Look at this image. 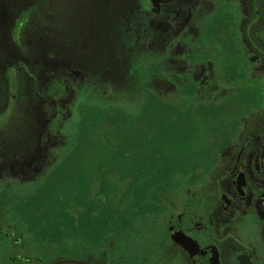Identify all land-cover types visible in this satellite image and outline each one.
I'll list each match as a JSON object with an SVG mask.
<instances>
[{"label": "flooded vegetation", "instance_id": "obj_1", "mask_svg": "<svg viewBox=\"0 0 264 264\" xmlns=\"http://www.w3.org/2000/svg\"><path fill=\"white\" fill-rule=\"evenodd\" d=\"M219 3L232 7L238 17L237 30L232 28L239 34L235 46H225L233 45L229 36L234 31L230 35L229 28L223 46L204 38L202 18ZM115 4L120 29L130 30L129 37L120 38L116 51L126 53L123 69L130 67L128 58L134 52L165 51L164 71L152 67L151 87L168 90L179 80L185 96L208 104L217 114L234 113L229 139L215 149L207 170L177 192H161L155 204L109 200L110 204L97 205L93 200L81 214L83 221L70 211L71 221L59 222L61 227L58 222H32L14 194L0 192V264H264V0H118ZM38 9L0 0L3 182L32 178L41 164L49 162L52 148L63 142L59 128L76 92L81 87L89 90L91 80H97L89 73L86 79L75 74L71 79L59 77L64 57L53 46L43 49L42 65L35 72L22 55L11 58V40L25 51L23 37ZM50 29L55 32L58 27ZM69 61L67 56L66 66L73 65ZM18 66L30 80L37 129L32 146L9 154V142L26 135V112L9 100ZM96 213L99 220L93 219Z\"/></svg>", "mask_w": 264, "mask_h": 264}, {"label": "rangeland", "instance_id": "obj_2", "mask_svg": "<svg viewBox=\"0 0 264 264\" xmlns=\"http://www.w3.org/2000/svg\"><path fill=\"white\" fill-rule=\"evenodd\" d=\"M8 1L39 7L23 37L25 51L11 40V58L22 55L35 72L42 65L43 49L53 46L64 57L59 77L97 76L89 90L81 87L76 92L70 115L59 128L63 142L52 148L49 162L27 180H0V192L14 194L32 222H58L61 227L59 222L71 221L70 211L83 221L81 214L93 200L97 205L116 200L123 205L155 204L158 194L177 192L209 168L215 149L229 139L236 115L217 114L208 104L185 96L179 80L168 90L152 88V67L163 73L165 51L134 52L128 58L130 67L123 69L122 54L126 53L116 51L118 41L129 37L130 30L120 29L115 16L118 0ZM234 12L219 3L202 18L204 38L212 40L210 44L226 43V29L231 35L232 28H237ZM228 22L229 27L225 26ZM54 26L58 31L50 29ZM236 30L229 36L233 45L226 47L235 46ZM67 56L71 67L65 65ZM16 71L19 77L11 85L9 100L26 112V135L9 142V154L32 146L37 129L29 77L20 73L19 66ZM105 80L108 83L102 85ZM93 219L100 217L96 213Z\"/></svg>", "mask_w": 264, "mask_h": 264}, {"label": "trees", "instance_id": "obj_3", "mask_svg": "<svg viewBox=\"0 0 264 264\" xmlns=\"http://www.w3.org/2000/svg\"><path fill=\"white\" fill-rule=\"evenodd\" d=\"M70 104H71V103H70ZM70 104H69V110H70ZM14 107H15V106H14ZM69 115H70V112H69L68 116H69ZM68 116H67V117H68ZM67 117H66V118H67Z\"/></svg>", "mask_w": 264, "mask_h": 264}]
</instances>
